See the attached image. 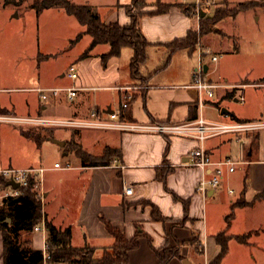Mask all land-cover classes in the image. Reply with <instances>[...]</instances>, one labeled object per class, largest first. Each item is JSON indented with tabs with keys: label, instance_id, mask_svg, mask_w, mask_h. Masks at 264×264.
Returning <instances> with one entry per match:
<instances>
[{
	"label": "crops",
	"instance_id": "0c3cea01",
	"mask_svg": "<svg viewBox=\"0 0 264 264\" xmlns=\"http://www.w3.org/2000/svg\"><path fill=\"white\" fill-rule=\"evenodd\" d=\"M116 1L104 5L106 9L101 11L97 8L102 4L90 6L97 9L101 21L106 24L112 21L121 25L129 23L127 11L121 5L130 2ZM152 1L147 2L146 10L153 11L156 8L154 6L156 0ZM160 1L171 3L169 11L143 15L139 18V25L151 45L158 44L167 51L162 43L186 36L188 29L198 30L199 19L195 14L189 16L180 9L177 4L183 3V0ZM150 4L154 9L148 8ZM191 19L196 22L195 28ZM85 36L88 34H83L80 39ZM88 37H85L88 40L83 50L91 42V38ZM108 49L107 44H96L89 52V56L76 63L77 77L74 80L70 79L69 84L60 87L74 86L77 88L76 95L71 99L64 91L50 95L48 98L52 99L49 104L44 102L40 106L38 116L51 115L60 119L84 120L91 119L90 114L95 111L99 118L109 119V114L115 110L112 108L116 101L114 94L120 101L119 109L122 96L130 93L131 96L133 95V100L127 107L130 119L126 118V120L143 124L188 121L193 114L196 118L199 116L203 118L205 105L211 101L201 99L202 102H199L197 91L190 86L192 73L198 67V63L190 62L185 72L166 83L157 78L164 77L159 74L162 73L159 71L160 67L154 73L147 75L140 69V77H133L127 67L133 54L130 53L122 59V49L120 55L111 56L103 65L101 55ZM83 50L79 53L81 54ZM52 51L40 53L42 56L39 54L41 58L44 57L41 64L48 62L45 58L48 54H53ZM212 51L217 53L215 50ZM85 61L87 65H83ZM206 66V76L213 81L210 66L207 64ZM112 67L117 70H111ZM65 74L66 72H63L61 77ZM28 82L33 83L31 84L33 87L21 85L11 90L34 93V91L39 92L38 88L51 87L34 86L35 79L32 77ZM214 82L220 84L217 90L225 86L219 81ZM126 88L133 90L129 91ZM230 91V88L224 89L223 98H227L225 94ZM235 93L236 91L231 98L235 97L236 101L243 96L236 97ZM48 98L40 97V100L46 101ZM239 103L243 104L244 101ZM213 104L218 108V103ZM11 109L13 105L9 102H0V110L10 112ZM231 110L224 112L230 114L231 120L221 122L254 119L240 111ZM120 118L124 117L120 115ZM57 129H63L65 132L56 134ZM49 132L51 135L46 139L56 137L63 143L74 136L75 140L91 154L98 155L102 149L99 150V147L103 145L116 146L121 151L120 159H113L109 166H82L79 160L75 165L67 167L62 163L60 167H54V162H58L56 160L52 165L47 166L30 162L19 166L10 163L6 165L15 168L37 166L46 168L43 182L38 186V193L43 195L41 207L52 224L61 228L70 226L73 246L92 247L93 254L101 257L102 248L113 244V238L99 219L100 215H103L106 220L119 227L127 238H131L135 230L145 234L140 237L138 247L128 252L127 264L157 263V254L151 248L146 235L151 238L154 249L160 251L164 246L177 247L184 256L183 259L189 260L191 264H198L200 261L198 250L188 243L193 232L198 235V246L206 264H209L220 251L215 241V236L220 232L230 236V239L228 251L218 264H264V196L255 199V196L264 191V132L261 133L259 130L249 133H225L205 139L204 147L212 161L232 159L236 162L232 172H224L222 185L218 189L209 190L206 195L196 189V184L204 173L191 165L190 153L198 145L193 138L165 136L145 131L86 127H56ZM254 134L257 138L253 137ZM66 153L68 151L65 155ZM160 166L169 170L164 182L156 175V168ZM130 186L132 192L126 195L123 189ZM229 188H232L234 193H229ZM238 200H244L248 205L233 207L232 205ZM142 201H147L149 204H142ZM183 201L188 205L186 210ZM151 205L158 208L163 217L161 221L151 219ZM245 233L249 234L245 243L236 241L235 236ZM30 240L34 249L45 248V232L32 231ZM2 246L0 231V264H3ZM183 259L173 257L166 264H182Z\"/></svg>",
	"mask_w": 264,
	"mask_h": 264
},
{
	"label": "rangeland",
	"instance_id": "374dc122",
	"mask_svg": "<svg viewBox=\"0 0 264 264\" xmlns=\"http://www.w3.org/2000/svg\"><path fill=\"white\" fill-rule=\"evenodd\" d=\"M70 1L75 4H102L101 8H97L100 11L106 9L104 5L117 2L116 0ZM125 1L130 2L129 0H119L120 3ZM249 1L253 3L250 4ZM31 2L32 0H0V102L6 101L13 105L10 112L5 110L4 113L0 112V115L38 116L40 106L44 102L49 104L52 98L42 101L40 93L37 91L25 93L11 89L21 85L33 87L31 85L33 83L28 82L31 77L35 79L34 86L36 87L65 86L69 84L71 78L66 74L61 77V74L67 71L69 65L76 66V63L84 59L80 57L79 52L87 44L88 39L85 37L89 36L80 39L83 34L87 35L84 32L85 26L63 8L49 7L38 13L34 8L29 7ZM147 2L150 3L151 0H147ZM185 3L188 2L185 1ZM185 3L183 2V4ZM240 3H246V5L240 7ZM263 3V0H214L210 8L204 10L205 14L216 15L219 19L213 25L215 31H209L205 36H201L196 48H209L210 50L212 48L217 52L215 54L211 50V54L203 59V64L210 66L212 80L224 83L225 86L214 93V97L210 99L211 103H206L203 118L216 122L229 121L231 120L230 114L222 113L221 109L228 112L234 109L249 117H254L251 120L264 121ZM121 6L126 11V5ZM148 6V8L154 9L151 4ZM191 20L192 26L195 28L196 22L194 19ZM213 28L210 27V30ZM78 33L80 35L76 39ZM48 50H53V54H48L45 58L48 59V62L41 64L44 57L41 58L39 54H44ZM147 52L148 58L141 66V70L147 75L154 73L160 67L159 71L163 74H159L164 77L157 78L166 83L185 72L190 62L198 63L199 60V52L196 49L193 52L179 50L174 52L168 60V51L159 47L158 44L149 46ZM121 53L122 59H125L130 53L133 54L129 46L123 47ZM212 55L217 56V60L214 62L210 60ZM87 61L89 63V60ZM166 62L167 64H165ZM83 65H87L86 61L83 62ZM111 70L117 69L112 67ZM247 84L248 86H246ZM3 87L8 89L2 90ZM227 88L236 91V97L243 95L244 103H239L235 97L223 98V90ZM127 89L133 90V88ZM101 92L105 94L103 91ZM114 98L116 101L112 108L116 110L120 101L116 94H114ZM213 103H218V108ZM43 117L57 118L51 115H43ZM20 128L45 133L55 130L56 127L51 126L46 129V127L36 125L0 121L1 167H6L9 163L19 166L26 162L47 166L52 165L54 160L62 164L68 162L69 165H75L78 161L71 151L65 155L64 147L52 139H44L39 143L28 140L20 133ZM56 132V134H61L65 131L57 129ZM260 132L263 133L264 129ZM102 147H99V150ZM196 250L200 255L198 264H206L203 262L200 247L198 246Z\"/></svg>",
	"mask_w": 264,
	"mask_h": 264
},
{
	"label": "trees",
	"instance_id": "16d2710c",
	"mask_svg": "<svg viewBox=\"0 0 264 264\" xmlns=\"http://www.w3.org/2000/svg\"><path fill=\"white\" fill-rule=\"evenodd\" d=\"M251 2L252 1H249L248 3L251 4ZM177 5L187 15H194V4L178 3ZM245 5L246 3H240V7ZM262 5L264 6V3ZM154 6H156V8L153 11H148L146 10L147 0H131L130 3L126 5L129 23L121 25L116 21L106 24L101 21L96 8L87 4H75L70 0H32L29 5L30 8H34L37 12L49 7L63 8L68 14L72 15L79 23L85 26L84 32L90 36L91 42L81 53V58L89 56V52L96 44L104 43L109 46L108 51L101 55L102 63L104 65L111 56L120 55V51L123 47H131L133 55L131 56L127 67L133 77H140L141 65L146 62L148 58L147 49L151 45L140 29L139 18L143 15L166 13L172 5L171 3L168 4L156 0ZM218 19L219 18L216 15L205 14L199 18L198 30L188 29L186 36L174 38L170 42L162 43L168 51L167 60L177 50L193 52L196 49L198 39L201 36L209 31H215L213 25ZM210 27L213 29L210 30ZM79 35L80 34L78 33L76 39ZM167 62L165 64H167ZM233 92L234 90H231L225 94V96L231 98L233 97ZM132 100L133 95L128 101V105ZM4 111L1 110L0 112ZM118 114L125 119H130L127 108L125 110L119 108ZM194 118H196L195 114L191 115L189 120ZM20 133L33 139L37 143L51 135L50 132H34L23 128H20ZM253 137L257 138V135L254 134ZM63 147H65L66 152H73L82 166H109L112 164L113 159L118 160L121 157L120 149L116 146L110 145H103L98 155L88 153L83 146L75 140L74 136L67 139L63 144ZM156 171L157 178L164 182L169 170L160 166V168H156ZM262 196H264V191L255 196V199ZM141 203L149 204L147 201H142ZM183 205H185L186 210L188 206L186 201H183ZM238 205H248V203L244 200H238L232 206L236 207ZM151 206V219L154 221H161L163 217L158 208L154 205ZM8 218L10 221L7 223L6 219ZM42 218L46 228L45 250L51 256V264H127L128 252L138 247L140 237L145 235L142 231L135 230L131 238H127L119 227L114 226L111 222L106 220L103 215H100L99 219L104 223L107 232L113 238V244L110 247L102 248L101 257H96L95 254H93L94 248L88 246L76 247L71 244L70 226L61 228L52 224L47 219L46 214L41 207L38 186H36L35 181H31L28 186L21 188L19 196L8 197L0 203V231L2 233L3 241V264H42V250L34 249L31 246L30 240L33 228ZM185 218L186 217L184 216V219ZM191 235L192 237L188 243L192 246L194 245L195 249H197L199 245L198 235H196L195 232ZM248 235V233L239 234V236H235V239L238 242L245 243ZM146 237H148L151 248L157 254L158 261L156 264H166L173 257L180 259L184 258L177 247L164 246L160 251L154 249L151 244V238L147 235ZM229 239L230 236L224 234V232H220L215 236V241L219 245L220 251L217 256L209 262V264H218L222 260L228 251Z\"/></svg>",
	"mask_w": 264,
	"mask_h": 264
},
{
	"label": "built area",
	"instance_id": "2783aa9c",
	"mask_svg": "<svg viewBox=\"0 0 264 264\" xmlns=\"http://www.w3.org/2000/svg\"><path fill=\"white\" fill-rule=\"evenodd\" d=\"M195 5V16L197 19L200 18V14L204 10H208L214 0H183L185 3ZM205 12V11H204ZM198 50V67L193 71L191 77L190 86L193 87L198 94L199 102L205 99H211L214 97V93L218 89V83L211 81L206 76V71H204L203 59L211 54L209 48H203ZM211 61H216L217 56L212 55L210 57ZM66 74L71 79L77 77V70L74 65H69ZM40 96L42 99L50 97V95H57L59 92H66L68 98H73L76 95L77 88L74 86H66L65 88L60 87H49V88H38ZM131 98L130 93H126L122 96V101L120 103V109L125 110L128 106V101ZM239 101H244V97L240 96ZM91 119H59V118H47L43 116L27 117L20 116L15 117L11 115H0V121H8L15 124H29L37 125L42 127H75V128H101V129H117L123 131H139V132H149L154 134H163L165 136H181L185 138H193L197 141L198 145L190 153L191 165L199 168L203 177L197 182L196 189L203 195H206L209 190L218 189L224 179V172H232L235 169L236 162L232 159H225L221 162L212 161L211 158L206 153L204 147V141L207 137L216 136L225 133H249L251 131H259L264 129V121L250 120V121H232V122H216L210 121L201 116L190 119L188 121L182 122H149V123H136L124 118H120L118 110H112L109 114V119H101L97 116L95 111H92ZM69 163L65 165L67 167ZM60 162H54V167H60ZM45 167H25V168H15L11 166L0 167V203L6 200L8 197H16L20 195L21 188L28 186L31 181L36 182V186H39L43 182V174L45 172ZM12 181L17 184V187L12 186V184H7L8 181ZM132 188L124 187L123 191L126 195H130ZM229 193H234L232 188L228 189ZM40 200L43 199V195L39 192ZM45 224L43 218L41 221L33 228V231L45 232ZM46 246V244H45ZM43 261L42 264H51V256L45 250H42Z\"/></svg>",
	"mask_w": 264,
	"mask_h": 264
},
{
	"label": "water",
	"instance_id": "95a60500",
	"mask_svg": "<svg viewBox=\"0 0 264 264\" xmlns=\"http://www.w3.org/2000/svg\"><path fill=\"white\" fill-rule=\"evenodd\" d=\"M203 15H205V12H204V11L201 12L200 17L203 16ZM203 66H204V71H207V66H206V64H204ZM221 112L224 113V112H227V111H226L225 109H221ZM51 139H52V141L57 142V143L60 144V145H63V144H64L62 141L57 140V139H55V138H53V137H51L50 140H51ZM7 184H12V186L17 187V184L14 183V182H12L11 180L8 181ZM6 220H7V222L10 221L9 218L6 219ZM182 264H191V263L189 262V260H187V259H183V260H182Z\"/></svg>",
	"mask_w": 264,
	"mask_h": 264
}]
</instances>
